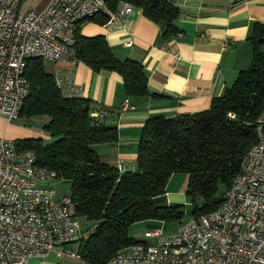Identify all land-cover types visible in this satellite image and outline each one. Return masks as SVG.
<instances>
[{"label": "trees", "instance_id": "1", "mask_svg": "<svg viewBox=\"0 0 264 264\" xmlns=\"http://www.w3.org/2000/svg\"><path fill=\"white\" fill-rule=\"evenodd\" d=\"M120 1L107 0L108 7L115 10ZM125 1L141 7L164 27L163 41L183 32L177 24L180 10L170 0ZM110 18L101 11L86 20L105 24ZM84 21L76 33L77 59L94 71L121 73L128 96L151 94L149 72L143 63L118 57L103 34H83ZM248 40L253 49L251 65L240 70L208 108L147 118L135 166L124 172L103 161L94 147L95 143L117 141L118 127L93 114L96 108L90 98L65 95L55 75L47 70L45 59H28L25 75L30 92L18 118L32 124L38 117H49L42 124L48 138H18L17 146L34 151L39 164L70 182L73 213L87 221L79 249L86 264H107L119 250L145 242L130 235L137 222L159 221L153 227L162 222L180 224L222 203L245 154L258 140L257 119L264 108V23H253ZM178 172L188 174L189 211L185 203H168L166 198L168 181Z\"/></svg>", "mask_w": 264, "mask_h": 264}, {"label": "built area", "instance_id": "2", "mask_svg": "<svg viewBox=\"0 0 264 264\" xmlns=\"http://www.w3.org/2000/svg\"><path fill=\"white\" fill-rule=\"evenodd\" d=\"M22 2L0 0V117L7 122L18 118L30 92L28 59L76 63V33L83 20L101 11L112 20L134 8L125 0L115 10L107 0H48L42 7L25 8ZM55 79L67 92L63 74ZM124 106L131 105L125 101ZM106 113L104 108L93 112ZM257 132L218 208L189 216L174 233L152 227L145 242L119 250L107 264H264V108ZM118 167L125 169L122 162ZM55 179L57 172L39 164L34 151L0 135V264H27L53 252L86 264L79 250L65 249L80 240L82 225L70 193L46 183Z\"/></svg>", "mask_w": 264, "mask_h": 264}, {"label": "crops", "instance_id": "3", "mask_svg": "<svg viewBox=\"0 0 264 264\" xmlns=\"http://www.w3.org/2000/svg\"><path fill=\"white\" fill-rule=\"evenodd\" d=\"M170 1L180 10L177 24L183 32L167 41L162 39L164 27L138 6L108 23L86 20V25L83 27V22L81 26L85 35H105L118 57L143 63L149 72L152 92L147 96H128L118 71H94L82 60L76 63L46 60L48 71L63 74L65 95L90 98L96 108L94 112L106 109L102 120L118 127L119 138L95 143L94 147L103 161L114 165L124 163V171L135 166L141 129L147 118L208 108L213 97L232 84L240 70L251 65L253 49L248 36L254 22L264 23V0ZM130 40L133 43L127 46L125 43ZM125 101L131 106L125 107ZM4 119L5 136L48 138L44 133H36L34 126L30 127L35 123L24 124L17 118L16 124L11 125L14 120ZM187 180L178 173L171 176L166 193L168 203L181 199ZM59 182L69 181H46L65 192L57 186Z\"/></svg>", "mask_w": 264, "mask_h": 264}, {"label": "rangeland", "instance_id": "4", "mask_svg": "<svg viewBox=\"0 0 264 264\" xmlns=\"http://www.w3.org/2000/svg\"><path fill=\"white\" fill-rule=\"evenodd\" d=\"M48 0H23L22 4H21V7L22 8H25V7H28L30 5H37L38 3V6L39 7H42L44 6L46 3H47ZM86 25V20L84 21V24H83V27ZM20 114V113H19ZM19 117V116H18ZM48 118L47 116H43V117H38L35 121V124H33L32 126L30 127H33L34 126V130H36V133H44V131L42 130V124L43 122H46L48 121ZM17 120H14V122H12L11 125L13 124H16ZM5 119L2 118L0 120V135H3V131L5 130ZM22 122V121H21ZM23 123V122H22ZM15 138H19V137H15ZM179 175L184 176L186 178H188V174L187 173H184V172H178ZM188 182V180H187ZM58 187L60 186L61 188H64L68 193H69V189H70V183L69 182H59ZM181 199L179 200H175L173 201V203H185V210L186 211H189L190 209V203L188 201V196L186 194V192L182 191L181 192ZM188 216V214H187ZM188 218V217H187ZM86 220L85 219H81V225H82V230H81V235L82 236H86V232L84 231V227L86 226ZM159 221H156V220H144V221H140V222H137L135 224H133L130 228V235H132L133 237L135 238H138V239H147L146 238V231L151 229L153 227L154 224H158ZM162 226L165 228V231L166 232H169V233H174L177 231V228H178V225H179V222L177 221H173V222H170V223H161ZM83 242L82 239L76 241V242H72V243H69V244H66L65 245V249L66 250H76L78 251L80 249V245L81 243ZM44 262V264H56V263H62V264H80L78 261H74L71 257L69 256H63L61 254H58L56 252H53L51 253L48 257L44 258L43 260L39 259V258H33L31 261L28 262V264H40Z\"/></svg>", "mask_w": 264, "mask_h": 264}]
</instances>
